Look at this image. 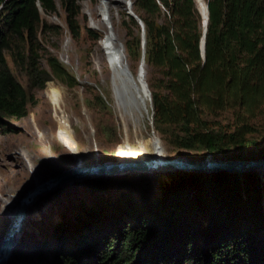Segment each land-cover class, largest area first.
Segmentation results:
<instances>
[{
	"label": "trees",
	"instance_id": "trees-1",
	"mask_svg": "<svg viewBox=\"0 0 264 264\" xmlns=\"http://www.w3.org/2000/svg\"><path fill=\"white\" fill-rule=\"evenodd\" d=\"M83 1L0 0V135L14 131L9 121L25 116L33 93L52 78L73 85L55 56L48 54L46 67L40 65L37 38L44 33L42 15H57L59 4L71 38L78 40ZM131 2L144 26L155 129L165 135L172 129L166 137L172 147L203 156L234 150L236 160L264 159V146L258 152L248 148L254 132L248 121L264 104V0ZM196 4L204 19L208 15L203 57ZM125 17L138 26L129 15L123 21ZM125 47L138 63V37L132 35ZM224 111H235L236 121L221 123L217 117ZM160 178L158 193L137 197L130 177L71 185L109 188L111 194L120 193L118 204L109 212L94 210L67 222L65 241L52 243L37 263L264 264L263 177L218 171Z\"/></svg>",
	"mask_w": 264,
	"mask_h": 264
},
{
	"label": "rangeland",
	"instance_id": "rangeland-1",
	"mask_svg": "<svg viewBox=\"0 0 264 264\" xmlns=\"http://www.w3.org/2000/svg\"><path fill=\"white\" fill-rule=\"evenodd\" d=\"M132 9V6L130 10L128 9L124 0L80 2L78 40L71 38L59 4L57 15H42L45 22L44 33L37 38L40 65L46 67L44 58L48 54L55 56L69 74V81L73 85L52 78L43 90L33 93L26 115L9 121L14 131L0 135V249L10 234L9 229L15 220L11 215L18 209L20 201L13 211L10 208L12 203L22 199L28 190L38 184L67 172L70 174L79 167H101L110 162L146 159L156 154L167 159L182 157L197 161L211 158L221 162L236 160L233 159L234 150L217 156L208 154L203 156L198 152L174 148L166 141L172 129L166 131L167 135L155 129L151 92L147 83L148 70L145 64L143 80L141 82L138 80L139 72L143 68V66L140 68V62L146 52V40L138 23L140 19L132 16ZM197 11L201 17L198 8ZM126 15L132 17L138 26L134 27L127 23V17L126 21H123L122 17ZM123 22L127 24L124 25ZM201 27L203 28L202 17ZM58 28L63 32H58ZM107 32L115 40L114 47L124 52L127 70L117 68L118 61L113 59L112 51L107 49L104 41ZM132 35L139 39L138 63L130 60L125 47L126 41ZM93 36H96V39L91 40ZM103 41L110 57L103 48ZM121 60L122 64L125 58ZM9 65L13 67L11 63ZM53 90L58 91L59 96L53 93ZM235 116V111H224L218 114L217 119L223 124H232L236 121ZM63 117L67 119V131L72 132L75 140L74 149H69L61 136L65 122ZM211 120L214 121L213 118ZM248 122L254 128V132L248 136L253 144L248 148L258 152L264 146V104ZM108 128L115 129L112 132L114 135L107 131ZM107 133L109 137L106 136ZM26 163L32 165L33 171L24 170ZM218 171L221 170L210 172ZM232 171L234 173L231 174L253 173L264 178V168L253 167ZM176 172L163 169L149 171L111 169L103 175L74 178L46 190L35 198V205L32 206L35 212L31 217L24 216L22 222H19L21 231L10 246L9 256L2 263L38 264V258L43 255L44 250L51 248L52 243L65 241L68 235V231L64 229L66 225L68 226L67 222L72 224L74 218H83L94 210L98 214L109 212L118 204L116 197H119L120 193L111 194L109 188L94 189L83 185L71 189V185L97 178L130 177L135 189L133 192L137 197L141 192L158 193L160 177L168 179L169 175ZM156 175L160 177L156 178ZM65 187L70 189L64 194H57L59 189ZM105 192L110 193L107 195ZM8 194L12 196L9 198ZM104 194L113 198L103 202L101 198L105 196ZM102 206L106 208L101 209ZM60 231L62 233L58 234ZM18 253L21 254L19 257Z\"/></svg>",
	"mask_w": 264,
	"mask_h": 264
},
{
	"label": "water",
	"instance_id": "water-1",
	"mask_svg": "<svg viewBox=\"0 0 264 264\" xmlns=\"http://www.w3.org/2000/svg\"><path fill=\"white\" fill-rule=\"evenodd\" d=\"M128 5L130 7L132 6L131 0H129ZM206 10H207V7H206ZM207 21H208V15L205 17V20H203L202 18L203 37H202L201 46H200L202 57L204 56V37H205V32H206V27H207ZM138 23H140V27L142 30V36H144L143 24L140 20H138ZM141 58L142 60L140 64H144L143 62L144 55H142ZM253 167L264 168V159H257V160H251V161L250 160L249 161L232 160L228 162H221V161L216 160L215 158H211L209 160L204 159V160L197 161V160H191V159H184L182 157H176L172 159H167V158H162V157H152L149 159H140V160L127 161V162H122V161L110 162V163L102 165L101 167H97V166L89 167L87 170H81L79 172H77L78 169H76L75 172H72V174L77 175V173L84 174L88 172V174H90L89 176L101 175V174L103 175V174H106L107 171L111 169L136 170V171H149V170L163 169V170H171V171L175 170L177 172L180 171V172H192V173H202V172H210L214 170H221L227 173H234L232 170L253 168ZM98 170L100 171L98 172ZM85 176L86 175H84V177ZM52 181L53 179H49L45 183H40L34 188H31L30 190H28L19 202L18 208L20 209V211L24 210V207L26 204L27 206L29 205V203L33 200V197H35V195L40 194L41 192H44L45 189L49 190L50 189L49 187H51V185H49L48 182H52ZM59 182L60 181L57 180L53 184L57 185ZM20 220L21 218H18V220H14V222L12 223L13 226L10 227L9 229L10 234H11V231L14 232L13 227L15 224L18 225ZM6 241H7V238H6ZM6 245L7 244H4L2 249L0 250V263L2 260L4 262L10 254V245H7V246Z\"/></svg>",
	"mask_w": 264,
	"mask_h": 264
},
{
	"label": "bare ground",
	"instance_id": "bare-ground-1",
	"mask_svg": "<svg viewBox=\"0 0 264 264\" xmlns=\"http://www.w3.org/2000/svg\"><path fill=\"white\" fill-rule=\"evenodd\" d=\"M105 1H107V2H113L114 0H105ZM124 2L126 3V6L128 7V9L130 10V3H129V5H128V2H129V0H124ZM105 3V2H104ZM207 11V10H206ZM129 13V12H128ZM201 14V13H200ZM133 17H135L136 15L133 13V15H132ZM207 16V15H206ZM201 17L203 18V15L201 14ZM203 20H205L204 18H203ZM106 38V37H105ZM105 41V43L107 44V49L108 50H110V51H112L111 52V56L113 57V59L115 60V61H118L116 64H117V68H119V69H123V68H125L126 70H127V65H126V57H125V55H124V52H121L120 50H118V49H116L115 47H114V38L111 36V35H109V33L107 32V38H106V40H104ZM104 41L102 42V44H103V48H104V50L106 51V53L108 54V56L110 57V54H109V52H108V50H106L105 49V46H104ZM125 58V61L124 62H122V64H121V59H124ZM111 59V58H110ZM112 60V59H111ZM143 62H144V59H143ZM121 64V65H120ZM144 64H145V62H144ZM144 64H141L140 65V68H141V66H143V68H141V70H140V72H139V78H138V80H139V82H141L142 80H143V75H144ZM124 70V69H123ZM136 79V78H135ZM134 83V82H133ZM135 84V83H134ZM53 93H55L57 96H59L58 95V91H55V90H53ZM56 97V96H55ZM63 120L65 121L63 124H64V126L62 127V133H61V136L64 138V141L66 142V144L69 146V149H74V147L76 146V144H75V140H74V138H73V135H72V132L70 131V132H68L67 131V129H68V126H67V119L66 118H64L63 117ZM69 125V124H68ZM48 136V135H47ZM150 148H149V146H148V153L150 154ZM149 154H148V156H149ZM147 156V155H146ZM153 157H160V156H158L157 154L155 155V156H153ZM149 158H152V157H149ZM149 158H146V159H149ZM137 160H140V159H137ZM130 161H133V160H130ZM122 162H127V161H122ZM19 168H21L20 166H18ZM17 167V168H18ZM88 168H81V167H79L78 168V170H77V172H79V171H81V170H87ZM24 170L26 171V172H28V170H31V171H33V168H32V165L31 164H29V163H26L25 164V166H24ZM23 170V171H24ZM100 170H98V172H99ZM253 171H255V170H253ZM72 172H75V170L74 171H71V174H69V172H67V173H64V174H61L60 176H58V177H56V178H53V181L52 182H48V184L49 185H51V187H49L50 189H52V188H54V187H56V186H58L59 184H63L64 182H67V181H70V180H73L74 178H78V179H81V178H86V176H89L90 174H88V172H86V173H84V174H82V173H80V174H78L77 172V175H75V174H72ZM84 175H86L85 177H84ZM65 179V180H64ZM57 180H59L60 182L57 184V185H54L53 183L54 182H56ZM64 181V182H63ZM73 182V181H72ZM50 183H52V184H50ZM45 191H46V189H45ZM44 191V192H45ZM41 193H43V192H41ZM40 193V194H41ZM10 194V193H9ZM7 195V197H11L10 195ZM39 194H37V195H35V197H33V200L29 203V205L27 206V204L25 205V207H24V210L23 211H20V209L17 207V203L20 201V199H18L16 202H14V203H12L13 205L10 207L11 209H12V211L17 207L18 209H16L13 213H12V217L15 219V220H18V218H21V220H23L22 218H24V216H26L27 218H30L31 217V215L33 214V212H35V210L33 211L32 210V206H34L35 205V198L38 196ZM18 198V197H17ZM8 202V201H7ZM9 202H10V200H9ZM11 205V204H10ZM10 205H7V207L8 206H10ZM10 209V210H11ZM20 220V223L22 222ZM20 223H19V225H14V227H13V230H14V232L13 231H11V234L8 236V238H7V241L5 240V244H7V245H10V246H12V244L14 243V241H15V239L17 238V236H18V234L20 233V231H21V228H19L20 227ZM23 224V223H22ZM16 231V232H15ZM6 245V246H7ZM2 249V248H1ZM0 249V250H1ZM11 251V250H10ZM3 262V260L1 261V263L0 264H3L2 263Z\"/></svg>",
	"mask_w": 264,
	"mask_h": 264
}]
</instances>
